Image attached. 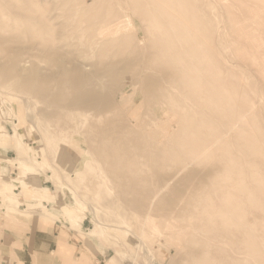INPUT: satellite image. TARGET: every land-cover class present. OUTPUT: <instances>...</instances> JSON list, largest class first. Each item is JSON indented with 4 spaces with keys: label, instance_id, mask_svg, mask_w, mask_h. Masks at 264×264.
Returning <instances> with one entry per match:
<instances>
[{
    "label": "rangeland",
    "instance_id": "374dc122",
    "mask_svg": "<svg viewBox=\"0 0 264 264\" xmlns=\"http://www.w3.org/2000/svg\"><path fill=\"white\" fill-rule=\"evenodd\" d=\"M0 127V264H264V0H0Z\"/></svg>",
    "mask_w": 264,
    "mask_h": 264
},
{
    "label": "bare ground",
    "instance_id": "6f19581e",
    "mask_svg": "<svg viewBox=\"0 0 264 264\" xmlns=\"http://www.w3.org/2000/svg\"><path fill=\"white\" fill-rule=\"evenodd\" d=\"M243 9V8H242ZM245 9V8H244ZM247 9V8H246ZM249 11V10H248ZM250 16H251V14H249ZM234 20V19H233ZM243 22V21H242ZM1 128V127H0ZM1 130V129H0ZM2 156V155H1ZM22 167H24V166H22ZM33 169V168H32ZM32 169H31V171H32ZM23 172H25V171H23ZM22 172V174L24 175V173ZM28 172V171H27ZM27 172H25V173H27ZM30 172V171H29ZM5 177V176H4ZM1 178V177H0ZM61 183V182H60ZM9 185V184H8ZM6 188V187H5ZM39 189V191L42 193V194H44V195H46L47 194V191L45 190V189H43V188H38ZM38 191V190H37ZM16 198V197H15ZM45 198V197H44ZM56 199V198H55ZM18 200V199H17ZM19 201V200H18ZM20 202V201H19ZM2 204V203H1ZM67 207V206H66ZM66 209H68V207L66 208ZM72 217V216H71ZM89 232H91V231H89ZM87 236V235H86ZM90 236H88L87 238H89ZM87 238H86V240H87Z\"/></svg>",
    "mask_w": 264,
    "mask_h": 264
}]
</instances>
